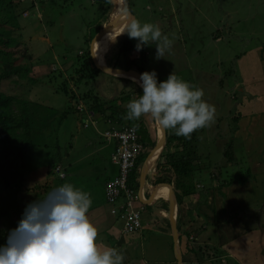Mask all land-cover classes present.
<instances>
[{
    "label": "rangeland",
    "instance_id": "374dc122",
    "mask_svg": "<svg viewBox=\"0 0 264 264\" xmlns=\"http://www.w3.org/2000/svg\"><path fill=\"white\" fill-rule=\"evenodd\" d=\"M35 1L38 9L29 7L33 4L31 0L24 3L28 9H18L20 13L17 20L20 28L12 33V36H18V43L12 50L15 52L17 64L29 61L27 57H30L34 64L31 75L39 79L30 81L13 75L1 81L0 91L24 98L29 101L30 107L41 103L58 112L69 106L75 108L80 101H70L59 89L64 77L60 76V70L53 68L56 66L66 70V77L79 76L75 69L87 57L91 42L94 44L103 28L108 26L103 25L99 30L98 22L105 17L104 0ZM119 1L122 3V0ZM127 2L133 16L123 14L122 18L126 23L130 18L138 19L142 23H156L162 34L173 40V44L165 57L156 59L157 46L154 42L138 51V40L123 32L116 42L127 37L133 47L127 57L122 56L119 68L129 66L130 61L134 60L135 68L140 67L144 72L155 71L160 82L174 73L202 88L205 94L203 98L215 105V122L211 127L199 129L196 133L195 143H198L199 151L194 163L199 162L202 166L200 172L205 181L195 179V182L199 189L204 190L205 197L211 195L209 199L214 200L208 203V210L212 207L218 209L223 205L225 210L227 207L229 211L236 209L231 213L232 216L238 211L237 216H233V230L227 228L231 226L229 219L225 220L218 240L220 235L223 236L221 241L225 242L237 236L245 241L248 240L245 236L251 238L254 241L251 246L259 251V260L264 264L261 255L264 254V0ZM104 7L105 11L109 10L107 6ZM117 11H121L118 6ZM113 15L114 13L109 15V25L113 24L114 28L103 34L95 48L96 56L99 50L100 59L104 56V64L117 60L116 45L112 48L110 45L115 42L112 39L120 34L122 22L113 18ZM4 26L7 30L14 28L12 23ZM107 50L109 52L104 55ZM143 55L144 58H141ZM104 76L105 81L101 87L100 78L97 76L89 85L85 80L81 83H76V79L69 80V88H75L80 94L88 92L92 96L97 95L102 97V101L117 98L122 93L118 94L117 89L110 92V88H121L120 83H115L119 79ZM133 84L129 83L131 86ZM137 87L135 83L133 90ZM133 99L134 96L130 97V101ZM120 102L126 107L125 102ZM86 118L85 112L72 109L52 135L38 138L33 133L35 145L26 154V165L22 171L23 191L19 196L21 205L24 202L29 205L32 194L33 203L65 182L90 193L91 199L104 200L105 181L110 177L111 171H116L111 162L114 144L102 136L108 127L102 116L96 115V122L90 121L88 127L83 122ZM156 125V122L151 125V131H155L153 134H158ZM176 142L170 143L173 150L180 149ZM171 145H168L169 149ZM154 149L146 150L148 156ZM54 155L60 159L57 167L61 169L60 174L57 168L54 171V164L51 162ZM210 163L209 168L204 166ZM248 165L253 175L243 183L242 175L249 173ZM235 177L236 180H232ZM34 187L35 192L30 193L29 189ZM189 198L191 197L186 196L183 203L187 204ZM137 205L139 206L135 203L136 207ZM219 213L220 217L229 216L222 209ZM244 223L246 224L243 228ZM239 227L244 230L239 231ZM205 235L217 236V233L207 231ZM235 246L243 248L242 245ZM211 247L204 244L207 253ZM244 249L249 253L245 246ZM238 264L245 263L239 261Z\"/></svg>",
    "mask_w": 264,
    "mask_h": 264
},
{
    "label": "trees",
    "instance_id": "16d2710c",
    "mask_svg": "<svg viewBox=\"0 0 264 264\" xmlns=\"http://www.w3.org/2000/svg\"><path fill=\"white\" fill-rule=\"evenodd\" d=\"M25 1L26 0H0V83L3 79H7L13 75L17 76L19 79L27 78L30 81H37L39 79L31 75L34 64L31 62L30 57H27L29 61L17 64V58L14 55L15 52L12 50V48L14 49L18 43V36H12V33H14L16 28H20L17 20L20 13L18 9H21L22 11H24L23 9H28V7L26 8L24 6ZM31 2L33 4L29 7H35V0H31ZM104 3L109 4V11H105V17L100 19L98 22L100 24L99 30L105 24V21H109V13L114 8L111 0H104ZM105 18L107 20H104ZM8 23H12L14 28L7 30L4 25ZM91 40L92 37L89 38V42ZM111 42L112 41H110L109 44H111ZM115 45L117 60L115 62H108L107 64L114 69H118L120 59L122 56L127 57L133 46L127 37L117 41L114 46ZM92 46L93 43L91 42L90 49L87 50V57H84L80 67L75 69V72L79 74L78 77H74L73 75L66 77V75H68L65 73L66 70L57 68L56 66L53 68L55 70H60V76L64 77L59 89L71 99L70 101H75L76 99L79 100V97L85 98L87 102L90 101V103L88 102L90 111H93L94 113H102L113 122L121 123L124 120H128L130 122L135 121L125 118L128 109L120 104V100L122 102L130 100L131 95L121 94L116 96L117 98H113L108 102L102 101V99H100L97 95L92 96L88 92H82L80 94L76 92L75 88H73L74 90L69 88V80L76 79V83H81V81L85 80V83L89 84L91 81L96 80L99 74L119 79V77L103 72L95 66L92 58ZM83 53L84 55L86 54L85 52ZM141 58H144V55L141 56ZM130 62L131 64L124 69H136L141 74L144 72V70L140 67L135 68L134 60H131ZM50 72L52 71L50 70ZM121 79L138 85V93L135 99L143 94V88L137 82L128 78ZM159 82L160 81H158V83ZM28 102L29 101L24 98H19L15 95H9L0 91V246L7 244L10 232L18 227L20 220L23 218L25 208L27 207L26 202L21 205V197L19 196L23 191L22 171L26 165V154L35 145L33 133H36L38 138H42L44 135H52L58 130L64 118L72 109H76V111L81 112L78 106L75 108L69 106L63 111L58 112L53 107L43 105L41 103H36L34 106L30 107ZM143 121L144 120H141L140 123L144 124ZM166 133V147L168 148V145H171V141H177L178 143L176 142V144H178V148L180 149L173 150L174 148L171 145V149L168 148V150H166L165 147L163 152L160 154L154 169V174L149 176L150 181H148L146 186V197L150 199L151 193L154 189L156 195L169 198V189H172L178 198V219L180 220L182 217L181 206L183 198L185 196H192L201 190L197 187L195 179H197V181H205V179L200 172L202 167L200 163H194L197 158V151H199V145L198 143H195L197 142V131L192 133L191 138L178 136L175 134L174 130L171 129L166 130ZM139 134L143 141L144 151L138 157L136 165L132 169L129 178V186L137 192L140 186V169L148 156L146 150L149 148H155L157 144L156 134L152 135L147 128L144 129L143 127H139ZM114 140L115 139H110V141ZM193 143H195V145ZM229 160H232L231 157H229ZM51 162L54 164V171H56V168L60 165V159L54 155L51 158ZM210 165L211 163L204 166L209 168ZM57 170L60 174L61 169L57 168ZM247 171L249 173L242 175L243 183L245 180L252 178V169L249 165L247 167ZM232 180H236V177ZM35 190L36 187L29 189V191H31L30 193H34ZM33 195L34 194H32L31 203L34 199ZM137 202L144 206V208L148 206L139 199ZM22 208L24 210H22ZM170 210L172 211L171 208ZM237 214L238 213H236V215Z\"/></svg>",
    "mask_w": 264,
    "mask_h": 264
},
{
    "label": "clouds",
    "instance_id": "9594fccd",
    "mask_svg": "<svg viewBox=\"0 0 264 264\" xmlns=\"http://www.w3.org/2000/svg\"><path fill=\"white\" fill-rule=\"evenodd\" d=\"M124 32L138 40V51L154 42L156 59L165 57L173 44L156 23L130 18ZM133 80L143 94L126 105V119L148 117L186 138L215 122L216 107L203 98V89L176 74L158 83L155 71H145L139 81ZM91 206L90 193L70 182L53 188L27 205L7 244L0 246V264H123L124 255L100 238V227L89 214Z\"/></svg>",
    "mask_w": 264,
    "mask_h": 264
},
{
    "label": "crops",
    "instance_id": "0c3cea01",
    "mask_svg": "<svg viewBox=\"0 0 264 264\" xmlns=\"http://www.w3.org/2000/svg\"><path fill=\"white\" fill-rule=\"evenodd\" d=\"M92 2H96V0H92ZM111 2L114 5L113 10H115L116 5L113 0H111ZM104 6L108 7L109 4L103 2V10L105 12ZM35 8L38 9L36 1H35ZM113 10L109 13V15L114 13L113 18L116 19L120 18L121 11L119 12L115 10L113 12ZM104 20L107 19L105 18ZM109 21H111L110 16H109ZM109 21H105L104 25L105 26L108 25ZM120 69H124V68L121 67ZM98 77L100 78L99 86L101 87L102 83L105 81L104 79L105 76L103 74H99ZM121 78H126V77H119V80H117L119 82L117 81L115 82L116 84L120 83L121 88L118 86L115 88L114 87L110 88V92L119 90L120 92L118 91V94L122 93L125 95H131L130 97L134 96L135 99L138 93V88L133 90L134 84L133 86H131L129 85L130 82H127L126 80ZM124 85H126V87H124ZM76 92L78 93L77 90ZM85 100H86L85 98L79 97L80 102L77 105L81 112H85L87 114V118L83 120V122L85 123L84 124L85 127L89 126L90 121L95 123L96 122L95 117L96 115H98L99 117L102 116L103 120H105L108 124V127L106 128L105 131L112 129L120 130L124 127H134L136 128L139 134V127H143L144 129L147 128L152 135H154L153 132L155 133V131H151V125L152 123H155V121H153L150 118L142 116L139 120H135L132 122L128 120H124L121 123L113 122L110 118L104 116L102 113H94L93 111H90L89 110L90 101H88L89 102L88 103ZM107 100L109 99H104L103 101H107ZM123 102H125V104H128L130 100H125ZM141 120H144L143 121L144 124L140 123ZM156 130H158L157 125H156ZM102 136L104 137V139L110 141L105 137V135L102 134ZM156 136L158 139V134H156ZM139 140L143 144L140 134H139ZM116 143L117 141L114 140L113 151L111 154V162L116 167V171L115 172L111 171V175L108 179H106L105 185L108 180L113 179L119 173V166L115 164L112 159L113 154L117 148ZM143 149H144V145H143ZM155 166H153L152 170L149 172L147 176L145 189L148 181H150L149 176L151 174L152 175L154 174ZM140 174H141V169H140ZM201 190H199L194 195L190 196L191 198H189L190 200L187 204L183 203L186 199V196L183 198L182 206H181L182 217L180 220L178 219V213H179V203H178V213H177L176 221H177V230H178V238H179V253L176 251V247H175L173 226L171 220L172 215L170 210L171 202L169 198L160 196L158 199H155L153 203L147 204L140 197V193H139L140 186H139L138 192L136 191L139 200L148 206L144 208L142 212V228L134 233L124 232L122 205L125 203V198L122 197L114 205L109 204L106 201L105 186L103 187L104 200L101 201L95 198L92 199V206L89 210V214L100 227V238L102 239L103 243L109 247H114L118 249L124 255L125 258L123 264H215L219 262L221 263L225 262L226 264H238L239 261H242L245 264H262L258 256L259 251H257V249L252 248L251 246V244H254V241L251 238L245 236L244 238L248 239L247 241H245V240H241V238H239L240 236H237L229 239L228 242H225L223 240L221 241L223 236L220 235V239L218 240V235L222 230V226L225 220L229 219L231 226H227V228L228 229L231 228L233 230L232 227L234 224L233 216L236 215L238 211L232 216L231 213L236 209L233 208L231 209V211H229V208L227 207V209L225 210L223 205H221L218 209L212 207L208 210V203H210V200L212 202H214V200L209 199L211 195L205 197L204 190L203 191ZM146 196L147 195L145 191V197ZM153 197L154 198L156 197V193L154 189L151 193L150 199H152ZM263 200L264 197L262 198V201ZM136 203L139 204V206L137 205V207L141 206L139 202ZM113 209H115L116 212H113L112 211ZM221 209L224 212H227L229 216L226 218L223 216L220 217L219 211ZM262 222H264V220ZM245 224L246 223L243 224V228ZM209 227L213 229H210ZM243 228H241L240 230L239 227L238 230L242 231L244 230ZM207 231H215L217 233V236L211 235L208 237V235H205ZM242 234H244V232ZM204 244H208L212 246L211 248H208L209 249L208 253L205 251V248H203ZM235 245H242L243 248H236ZM244 246L249 250V253L246 252ZM253 247H255V245ZM227 254H229L230 256L228 257ZM177 255H179V258H177ZM261 255H263L262 260L264 261V254L261 253Z\"/></svg>",
    "mask_w": 264,
    "mask_h": 264
},
{
    "label": "built area",
    "instance_id": "2783aa9c",
    "mask_svg": "<svg viewBox=\"0 0 264 264\" xmlns=\"http://www.w3.org/2000/svg\"><path fill=\"white\" fill-rule=\"evenodd\" d=\"M104 135L108 139L117 141V148L112 159L119 166L118 175L106 182V201L114 205L122 197L125 198V203L122 205L124 232H135L142 228L144 206H135L139 197L137 192L129 186V175L135 167L138 157L143 152V144L140 142L139 134L134 127L107 130ZM112 211L116 212L115 209Z\"/></svg>",
    "mask_w": 264,
    "mask_h": 264
},
{
    "label": "water",
    "instance_id": "95a60500",
    "mask_svg": "<svg viewBox=\"0 0 264 264\" xmlns=\"http://www.w3.org/2000/svg\"><path fill=\"white\" fill-rule=\"evenodd\" d=\"M120 10H121V12H120L121 15L119 18L120 20L123 17V14H125V13L129 14L130 17L133 16L131 11H130L127 0H122V8ZM113 28H114L113 24H112V26L108 24V26L103 28L101 33L98 35L95 43L92 46L93 62H94L96 67H98L100 70H102L103 72H106L108 74L118 76V77H126L129 79H132L133 77H135L139 80L141 73L136 71V70H133V69L127 70V69H120V68L114 69V68L110 67L109 65L103 64V63L98 62L96 60L95 48H96L97 41L103 36V34H105L106 32H108L109 30H111ZM166 144H167L166 130L161 128L160 126H158V139H157L156 147H155L154 151L144 161L142 168H141V174H140V191H139V193H140L141 199L144 202H146L147 204L153 203V201L155 199H158L160 197L159 195H156V197L155 198L153 197L152 199L146 198L145 197V191H146L145 185H146V179H147L149 172L152 170L153 166L156 165V162H157L160 154L163 152ZM155 155H156V157L153 160V157ZM169 195H170L169 199L171 202V209H172L171 220H172V226H173V236H174L176 251L179 253V238H178L177 221H176L177 213H178V201H177V196L173 192L172 189H169ZM177 258H179V255H177Z\"/></svg>",
    "mask_w": 264,
    "mask_h": 264
},
{
    "label": "bare ground",
    "instance_id": "6f19581e",
    "mask_svg": "<svg viewBox=\"0 0 264 264\" xmlns=\"http://www.w3.org/2000/svg\"><path fill=\"white\" fill-rule=\"evenodd\" d=\"M114 3H115V5H116V10H117V6L121 9L122 8V3L119 1V0H114ZM126 14V13H125ZM127 16H128V14H126ZM129 17V16H128ZM119 19V18H118ZM121 22H122V24H121V28H122V31H121V28H120V34L115 38V39H112V40H117L122 34H123V32H124V30H125V27H126V22L124 21V19L123 18H121ZM114 45V43L110 46V48H112V46ZM107 52H109V50H107V51H104V55L107 53ZM99 53H100V50L98 51V54H97V56H96V60L98 61V62H101V63H103L104 64V62H103V59H104V56H102V58L100 59V56H99ZM133 79V78H132ZM136 81H139L137 78H136ZM140 84V83H139ZM155 157H156V155L153 157V159H155Z\"/></svg>",
    "mask_w": 264,
    "mask_h": 264
}]
</instances>
